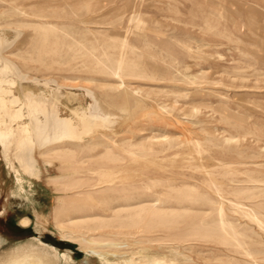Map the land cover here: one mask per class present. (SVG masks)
I'll use <instances>...</instances> for the list:
<instances>
[{"label": "rangeland", "instance_id": "1", "mask_svg": "<svg viewBox=\"0 0 264 264\" xmlns=\"http://www.w3.org/2000/svg\"><path fill=\"white\" fill-rule=\"evenodd\" d=\"M0 11V35L5 37L0 55L18 66L13 68L0 57L3 88L18 94L21 101L25 97L20 87L47 96L57 89L58 113L69 115L71 107L76 108L74 129L115 134L118 141L109 148L98 146L84 161L65 153L48 156L47 162L35 147L38 175L19 169L22 189L0 146V261L26 251L30 242L39 239L59 252L61 258L49 256V264H63L65 252L69 264H103L97 255H87L77 242L60 235L55 220L65 210H53L61 195L62 201L71 203L92 195L90 190L97 191L92 195L96 201L79 200L80 210L67 211L76 217L110 213L102 209L104 199L120 193H140L141 198L151 199L153 190L170 192L168 183L207 190L213 177L234 186L250 185L236 179L245 178L251 170L264 174V0H0ZM136 14L133 22L131 17ZM42 31L48 38L45 53L40 55L36 54L42 48L37 35ZM123 37L135 45L124 51L137 62L140 74L124 76V86L112 89L107 83L120 80L93 68L96 58L88 52L94 48L97 56L107 51L115 58ZM92 95L98 98L101 112L111 113L109 119L101 121L98 115L90 122L79 108L92 103ZM17 103L14 114L19 109V114L29 113L26 101ZM4 120L0 115V124ZM152 136L154 146L162 150L143 156L138 142ZM10 161L19 168L13 158ZM232 169L236 173L229 174ZM59 174L62 177L54 179ZM228 176L235 180L229 182ZM191 216L146 233L165 236L161 239L142 242L137 240L139 234L130 235L132 243L118 248L117 254L136 251L144 244L150 252L170 254L171 246H177L191 264H219L221 246L213 241L190 238L177 242L169 237L185 229ZM23 217L26 225L20 222ZM108 217L101 220L96 215L80 228L101 226L106 219L107 225L96 233L134 232ZM258 246L264 248V244ZM245 259L240 264H255ZM258 264H264V259Z\"/></svg>", "mask_w": 264, "mask_h": 264}, {"label": "bare ground", "instance_id": "2", "mask_svg": "<svg viewBox=\"0 0 264 264\" xmlns=\"http://www.w3.org/2000/svg\"><path fill=\"white\" fill-rule=\"evenodd\" d=\"M6 11H8V9L5 10L4 13ZM137 15L138 14L131 17L133 22L138 18ZM52 27L54 29L58 28L53 25ZM55 34V30H53L55 41L60 43ZM4 38L3 35H0V43ZM37 38L38 41L42 43V48L37 49L36 54L41 55L45 53V40L48 38V34L46 31H42L37 35ZM129 42L127 38L120 40L118 44L120 49L115 58H111L107 51H103L100 53L101 56H97L94 48L88 52L96 58L93 61V68L99 69L120 80V82L115 81L107 83L112 89L120 88V86L124 84V76L136 77L140 74L136 65L137 62H135L131 55H126L124 51L132 44ZM132 46L135 45L132 44ZM58 50H60L59 46L55 47L56 53L59 52ZM131 52L133 51L131 50ZM0 57L9 60V65H13V68H18L15 62L10 60V58L5 55H0ZM5 59L3 62L6 61ZM8 62L6 61V63ZM6 66H8V64ZM0 71L2 72V70ZM159 71L161 72L160 69ZM18 72L22 76L25 75L20 69H18ZM51 80L52 79H50V82ZM45 82H48L47 79L44 83ZM3 86L2 79H0V115L5 116L4 122L0 124V146L7 166L15 172L16 182L18 186H20L19 189L23 187V177L20 174L21 170L31 175H38L39 166L38 157L34 152L36 149L35 147L38 149L37 155L47 162L49 161L48 156H64L65 153L69 156H78L79 161H84L86 157L91 156L90 153L98 146L109 148L118 142L116 138H114L115 134L108 135L103 132L104 134L101 133L96 135L95 133L94 135V130L91 131L85 128L86 131H81L74 129V119L77 118L76 108L73 109V107H71V114L69 115H60L57 108V104L60 103V95H58L59 90L57 91V89L54 93H48L47 91L49 94V96H47L44 94L45 92H37L30 87H20L22 90L20 94L25 97L22 101L24 100L28 103L27 105H30V111H28L29 113L23 111L25 114H23V112L19 114V109L17 113L14 114L13 110L17 109L15 107H19V105H15V103H19V101L22 102L19 100L21 98L18 94L16 95V93L13 94L14 96L11 95L7 90L9 88L6 89L5 87L3 88ZM86 90L87 92L91 91L90 89ZM138 90L139 88L137 87L134 92ZM70 93L71 92H66L65 95L68 97ZM8 94L12 97H8ZM92 97V103L86 106H78L84 110V115L88 117L90 122V118L98 115H100L98 117H101V121L102 118H108V115L111 113L106 110L101 112L103 109L98 105V98L95 95H92ZM23 106L26 107V104ZM73 113H76V116ZM25 116H27L28 119L26 118L27 120L23 121ZM82 118L87 120L85 117ZM90 124L92 125V123ZM83 126L85 127V125ZM82 130H84V128ZM90 132H92V134ZM83 133L85 135L91 134L89 135L90 137L88 136L89 139H82L85 136ZM164 136L166 135H163V137ZM226 138L232 137L228 136ZM141 139L144 140L138 142V150H140L139 152L142 153L143 156L149 157V155L155 151L162 150V148L159 149V147L154 146L153 136L146 139L141 137ZM160 144L164 143L161 142ZM10 158H13L15 162L18 163L19 168L13 167ZM233 173H236L234 169L229 172V174ZM61 177L62 175L59 174L56 175L54 179L58 180ZM152 178L154 177H151V179ZM227 179L229 182L235 180L233 177L229 176ZM236 180L249 182L251 184L233 186V184L230 183L225 184L222 181H217L215 177L211 178L210 188L207 190L199 189L192 184L177 185L168 183L166 186L170 189V192L153 190L155 195L154 198H141L140 193H120L118 197L104 199L102 209L108 210L110 213H84L76 217H70L71 215L67 214V211L73 210L74 207L78 208L80 205L79 200L86 201V203L88 201H96V198L92 195L97 191L90 190L88 194L90 193L92 195L80 198L76 202L72 201L71 203L62 201L63 195H61L57 199L53 212L56 213V210L64 209L65 214L57 218L55 224L62 237L77 242L79 247H81L87 255H97L100 261H103V264H191V260L182 252L180 253V249L178 250L177 246H171L172 250H170V254L150 252L146 244L139 247L136 251L130 250L123 255L117 254L118 248L128 247L132 243L130 235L135 233L139 234V239L137 240L142 242H151L161 239L165 236H149L146 233L152 232L156 227L179 224L186 215L191 214V219L185 224V229H180L179 232H174L172 234L170 233L169 237L176 239L175 241L177 242L190 238L213 241V243L218 244V247L221 246V251L218 253L219 256H217L219 264H240L241 262H247L245 258L258 264L260 260L264 259V256L261 255L264 253V248L258 246L260 243L264 244V237H262V234H264V174H259L256 170H251L249 173L247 172L245 178ZM157 181L163 184L160 179ZM111 189L114 191L119 190L113 186H111ZM22 191L24 192V190ZM78 210H80V208H78ZM96 215L101 216V220L104 219V216L112 217L113 220L118 221V226L132 227L134 228V232L120 231L111 234L108 232L96 233L95 230L97 228H102L107 225L109 221L106 219L101 226L86 227V231L80 228L81 223L85 221L89 222V220H92ZM22 221L25 222V219L23 218ZM119 235H122V237H119ZM23 252L3 258L0 264H49V256L60 257L56 248L47 245L39 239H37L36 242H30L28 249L24 253ZM67 255L66 252L61 255L64 257L63 264H69Z\"/></svg>", "mask_w": 264, "mask_h": 264}, {"label": "crops", "instance_id": "3", "mask_svg": "<svg viewBox=\"0 0 264 264\" xmlns=\"http://www.w3.org/2000/svg\"><path fill=\"white\" fill-rule=\"evenodd\" d=\"M23 218H25V217H23ZM23 218H22V219H23ZM22 219H21L20 222H21L22 224H25V222H23ZM25 225H26V224H25ZM0 238H1V237H0ZM1 242H2V238H1ZM0 244H1V243H0Z\"/></svg>", "mask_w": 264, "mask_h": 264}]
</instances>
